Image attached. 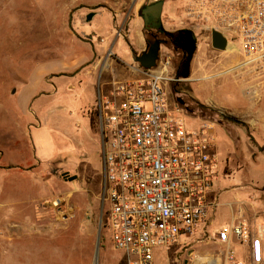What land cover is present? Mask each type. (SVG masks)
I'll use <instances>...</instances> for the list:
<instances>
[{"label":"rangeland","instance_id":"rangeland-1","mask_svg":"<svg viewBox=\"0 0 264 264\" xmlns=\"http://www.w3.org/2000/svg\"><path fill=\"white\" fill-rule=\"evenodd\" d=\"M164 1L177 20L186 0ZM78 7L76 0H0V264H125L100 212L99 73H85L106 44L85 21L80 27L90 31V43L69 31V15ZM194 33L190 75L171 84V91L189 128L214 125L210 133L231 178L215 183L210 219L212 229L229 228L239 207H264V149L246 129L252 119L264 128V60L244 63L237 53L213 49L207 33ZM131 50L129 42L116 41L118 57L128 63ZM166 56L175 76L179 56L162 46L161 59ZM56 199L60 206L51 204ZM190 241L158 249L155 264L211 262L225 251L213 241ZM238 248L239 261L255 264Z\"/></svg>","mask_w":264,"mask_h":264},{"label":"built area","instance_id":"built-area-1","mask_svg":"<svg viewBox=\"0 0 264 264\" xmlns=\"http://www.w3.org/2000/svg\"><path fill=\"white\" fill-rule=\"evenodd\" d=\"M180 14L184 28L210 38L213 31L221 32L227 50L244 63L264 60V0H186ZM170 66L166 56L156 68H142L140 77L112 80L98 93L94 114L101 140L104 229L124 253L125 264H155L156 251L181 238L223 245L222 254L209 257L216 264H243L235 246L252 241L247 221L237 218L229 228L212 229L210 210L216 203L211 198L221 173L210 133L214 125L188 127L171 91L180 79ZM260 242L252 241L254 252H260Z\"/></svg>","mask_w":264,"mask_h":264},{"label":"crops","instance_id":"crops-1","mask_svg":"<svg viewBox=\"0 0 264 264\" xmlns=\"http://www.w3.org/2000/svg\"><path fill=\"white\" fill-rule=\"evenodd\" d=\"M79 1V6L74 10L73 20L77 19L75 24V30L77 33L85 35L91 40L90 31L84 32L81 25L84 21L86 24H89L92 27V30L97 32L101 37L100 41L103 44H106L103 48L101 55L97 54L95 51L94 62L93 64L86 69L87 76L91 75L94 72L99 73L98 83L96 87L95 103L98 98V93L100 90H105L106 85L112 80H127L135 79L140 77L142 68L135 62L134 53H140L146 48L145 34H144V22L139 15L141 8L145 5L141 2L142 0H130L126 2L125 0H76ZM164 1V0H163ZM153 3V2H151ZM149 3V4H151ZM72 3H64V10H67V7H71ZM143 5V6H142ZM167 9V11H166ZM73 12V11H72ZM84 12V13H83ZM167 12V15L164 16V13ZM173 12L172 5L169 4V1H164L163 12H162V22L165 30L170 32H176L177 30L183 29L180 22V15L177 20L171 18ZM93 14V18L90 21H87V17ZM109 22H107V20ZM77 25V26H76ZM113 40V43L110 46V40ZM122 39L125 42H129L131 46L132 60L131 62H126L124 59L118 57L115 51V43L117 40ZM90 43V42H88ZM94 48V46H93ZM228 51V50H227ZM88 60V59H87ZM117 66L118 68H115ZM257 104L250 105V108H256ZM262 120L252 119L250 122L253 124H248V132L251 134L253 132L254 136L250 138L255 142L257 146H262L264 149V128L260 131L257 125L260 124ZM233 125V124H229ZM256 133H255V132ZM258 134V136H257ZM231 178L230 172L225 168L221 163V173L220 178L217 183L225 181ZM216 201V197H215ZM229 207L234 210V203H228ZM217 206V203H216ZM251 210L243 209L239 207L238 211L233 213L231 223L234 219L241 218L249 224L251 228L252 241L260 239V252L256 250L254 252L252 241L244 245L235 246L237 253V259L239 255L237 250L238 247H242L243 250L247 253V258L255 264H264V207H252ZM214 225V222H213ZM216 228L214 230H218ZM261 234L259 235V231ZM213 244H218L213 242ZM220 245V244H219ZM237 247V249H236ZM186 263V261H185Z\"/></svg>","mask_w":264,"mask_h":264},{"label":"flooded vegetation","instance_id":"flooded-vegetation-1","mask_svg":"<svg viewBox=\"0 0 264 264\" xmlns=\"http://www.w3.org/2000/svg\"><path fill=\"white\" fill-rule=\"evenodd\" d=\"M82 5L78 7L81 8ZM77 9V10H78ZM73 15L74 12H71L69 15V31H72L75 35L77 34V31L73 28L72 22H73ZM144 34H145V41H146V48L142 50L140 53H134V56L141 55L144 51H147L149 46L155 42L160 41L161 42V48L162 46H169L172 49L173 54H178L179 58L177 60V66H176V72L178 74L186 75L190 73V66L191 62L193 60L194 53L197 48V36L195 35L194 31L188 28H183L180 30H177L176 32H170L169 33H161L159 30L154 29L152 27H145L144 25ZM81 38H83L84 41L87 43L90 42V39L86 36L80 34ZM161 48L159 52V60L161 59ZM157 63V66H158ZM60 77V76H58ZM101 205V204H100ZM100 212L102 214V209L100 206ZM103 215V214H102ZM185 264H189V261L186 260Z\"/></svg>","mask_w":264,"mask_h":264},{"label":"water","instance_id":"water-1","mask_svg":"<svg viewBox=\"0 0 264 264\" xmlns=\"http://www.w3.org/2000/svg\"><path fill=\"white\" fill-rule=\"evenodd\" d=\"M163 0L155 1L151 4L145 5L141 8L139 15L142 18L145 27H152L154 29L159 30L161 33H169L165 30L162 22V12H163ZM93 18V14H90L87 17V21H90ZM211 45L213 49L225 52L228 49V41L225 36L218 31H213L211 34ZM161 42L155 41L153 42L147 51H144L141 55L135 56V62L143 69L151 70L157 67V63L159 60V52ZM76 177H71L70 180H74ZM99 253V242L96 248V257H98Z\"/></svg>","mask_w":264,"mask_h":264},{"label":"trees","instance_id":"trees-1","mask_svg":"<svg viewBox=\"0 0 264 264\" xmlns=\"http://www.w3.org/2000/svg\"><path fill=\"white\" fill-rule=\"evenodd\" d=\"M189 75H190V73H188V74H186V75H182V74H178V73L176 72V76H177L179 79H181V78H188ZM231 120H232V119H231ZM233 121H234V120H233Z\"/></svg>","mask_w":264,"mask_h":264},{"label":"bare ground","instance_id":"bare-ground-1","mask_svg":"<svg viewBox=\"0 0 264 264\" xmlns=\"http://www.w3.org/2000/svg\"><path fill=\"white\" fill-rule=\"evenodd\" d=\"M228 50H230V48ZM210 261H211V264H215V262L213 261V259H211Z\"/></svg>","mask_w":264,"mask_h":264}]
</instances>
